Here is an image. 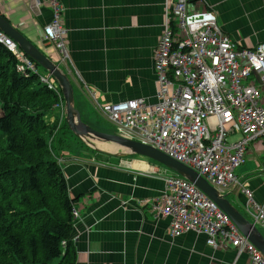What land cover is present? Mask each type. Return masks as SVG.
<instances>
[{"label": "crops", "instance_id": "0c3cea01", "mask_svg": "<svg viewBox=\"0 0 264 264\" xmlns=\"http://www.w3.org/2000/svg\"><path fill=\"white\" fill-rule=\"evenodd\" d=\"M39 2L0 0V14L68 75L76 109L89 126L96 127L93 114L101 117L92 94L100 105L140 98L156 103L154 54L163 33L167 0H60L67 62L44 40V27L53 15L45 0ZM188 2L199 11H211L239 48L264 44V0ZM57 116L53 110L50 122ZM60 153L59 164L81 216L73 228L77 264H250L246 253L238 254L233 248L214 250L196 232L171 237L170 219L153 210L154 201L165 191L160 172L166 168L141 158H117L113 163V156L85 149ZM236 173L262 204L264 139L249 146L245 164ZM224 195L253 223L239 187ZM256 227L264 235V228Z\"/></svg>", "mask_w": 264, "mask_h": 264}, {"label": "built area", "instance_id": "2783aa9c", "mask_svg": "<svg viewBox=\"0 0 264 264\" xmlns=\"http://www.w3.org/2000/svg\"><path fill=\"white\" fill-rule=\"evenodd\" d=\"M45 2L53 18L44 27V40L67 62L63 6L60 0ZM0 44L16 57L19 74L36 76L56 95L53 110L58 112L59 130L65 106L57 82L2 32ZM154 71L156 103L140 98L100 105L92 94L98 113L119 136L152 146L188 166L221 194L239 187L246 197V213L264 228V202L255 201L236 173L245 164L249 146L264 139V44L239 48L211 11H199L188 0H167ZM230 135L239 137L229 141ZM160 175L165 191L154 201L153 210L170 219L172 238L193 231L205 236L214 250L233 248L238 254L246 253L250 264H264L263 254L194 184L168 169ZM73 218V224L81 218L77 210Z\"/></svg>", "mask_w": 264, "mask_h": 264}, {"label": "trees", "instance_id": "16d2710c", "mask_svg": "<svg viewBox=\"0 0 264 264\" xmlns=\"http://www.w3.org/2000/svg\"><path fill=\"white\" fill-rule=\"evenodd\" d=\"M17 62L0 44V264H77V200L70 197L59 155L73 145L101 153L77 138L66 121L57 130L58 122H50L56 95L36 76L19 74Z\"/></svg>", "mask_w": 264, "mask_h": 264}, {"label": "water", "instance_id": "95a60500", "mask_svg": "<svg viewBox=\"0 0 264 264\" xmlns=\"http://www.w3.org/2000/svg\"><path fill=\"white\" fill-rule=\"evenodd\" d=\"M0 32L11 38L28 58L37 63L55 79L63 94L67 126L86 146L95 150L97 153L116 158L124 159L130 156H139L149 159L194 184L234 223L239 231L264 256V235L255 224L251 223L232 205L225 195L212 187L195 170L170 158L158 149L119 135L97 131L84 123L80 113L76 109L74 89L68 75L14 28L1 14ZM99 146H110L114 150L106 151Z\"/></svg>", "mask_w": 264, "mask_h": 264}, {"label": "rangeland", "instance_id": "374dc122", "mask_svg": "<svg viewBox=\"0 0 264 264\" xmlns=\"http://www.w3.org/2000/svg\"><path fill=\"white\" fill-rule=\"evenodd\" d=\"M1 115H2V111L0 109V117H1ZM92 120H93V122H96L97 123L96 124V127L97 128H105V129L108 130V133H110V134H113L114 133L115 135H118L117 132H116V130H115V128L111 124H109L107 121H105L103 118H101L99 115L93 114L92 115ZM58 123H59V121H58ZM238 137L239 136H237V135L236 136L230 135L229 136V141H235V140L238 139ZM70 140H72V142L74 141L72 137L70 138ZM73 144H74V142H73ZM73 147H75V149H74L75 151H80L81 150V147H77L76 145H73ZM107 147L108 148H112L110 146H107ZM74 150L73 149H64L63 151L64 152L71 153V152H75ZM118 160L119 159L113 157L112 162L113 163H117ZM80 221H81V218L77 221V223L80 222Z\"/></svg>", "mask_w": 264, "mask_h": 264}, {"label": "bare ground", "instance_id": "6f19581e", "mask_svg": "<svg viewBox=\"0 0 264 264\" xmlns=\"http://www.w3.org/2000/svg\"><path fill=\"white\" fill-rule=\"evenodd\" d=\"M100 148L106 150V151H113L114 148H108V147H105V146H99Z\"/></svg>", "mask_w": 264, "mask_h": 264}]
</instances>
